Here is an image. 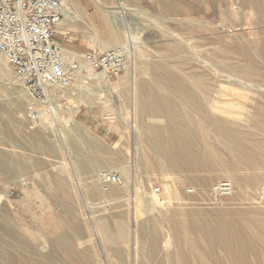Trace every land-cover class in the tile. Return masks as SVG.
Returning a JSON list of instances; mask_svg holds the SVG:
<instances>
[{
    "label": "rangeland",
    "instance_id": "rangeland-1",
    "mask_svg": "<svg viewBox=\"0 0 264 264\" xmlns=\"http://www.w3.org/2000/svg\"><path fill=\"white\" fill-rule=\"evenodd\" d=\"M72 1L78 16L98 27L100 35L95 28L63 27L66 40L86 53L101 52L100 44L108 40L105 17L127 50V65L119 76L127 80L115 98L102 100L106 104L81 103L74 118L71 110L79 101L72 94L59 97L55 114L47 119L49 127L40 130L29 122L37 104L15 83L9 63L12 79L5 80L0 72V264H10L11 256L17 257L16 264H216L202 234L186 231L178 247L177 217L188 226L193 213H216L211 227L219 224L222 212L230 218L242 211L264 217V201L259 199L264 170L255 172L263 177L256 189L232 184V175L246 178L252 172L222 168L231 159L228 142L211 127V145L221 152L213 171L155 169L147 160L154 155L145 143L150 136L145 124L167 99L184 117V99L172 91L178 88L196 105L208 107L209 120L264 139V0ZM240 68H251L258 77L246 80L236 74ZM195 77L201 78V86ZM119 85L118 79L113 88ZM150 97L161 106L156 107V101L155 106L151 103L156 109H149ZM20 101L26 104L22 112ZM139 106L147 107V113ZM256 118L259 130L251 127ZM132 122L137 133L128 130ZM160 158L155 160L165 162ZM100 171L117 174L123 186L104 194L97 178ZM195 178L211 179L200 183ZM60 182L68 188V199L62 198ZM220 182L230 183L232 194L214 199L211 189ZM155 188L163 196L154 194ZM61 236L66 244L58 242ZM217 254L227 260L222 249Z\"/></svg>",
    "mask_w": 264,
    "mask_h": 264
},
{
    "label": "bare ground",
    "instance_id": "bare-ground-1",
    "mask_svg": "<svg viewBox=\"0 0 264 264\" xmlns=\"http://www.w3.org/2000/svg\"><path fill=\"white\" fill-rule=\"evenodd\" d=\"M248 2H252V1L248 0ZM62 3L64 7V19L60 23V27H59L60 30L62 29L63 32H66V30L65 31L63 30V27H67L68 30H74L77 27L81 26L85 29L92 28L91 31H93V28H95L94 29V31L96 30L95 33L99 34L98 27L91 26V24H89L90 22L78 16L77 7L72 0H62ZM261 5H263V3ZM169 6L170 5H168V7ZM164 8L166 10V7ZM171 8L169 7L168 9ZM103 21L105 27L108 30V40L103 44H100V51L105 52L108 51L110 48H118L124 45V43H122L120 35L115 30L112 29V27L109 25L105 17H103ZM87 31L90 30L88 29ZM93 35L96 36V34ZM61 41L63 46L67 50L74 51L80 54L86 53L85 49L75 48L74 46H72L71 43H69L65 39H62ZM7 63H8V59L6 56L5 58H0V72L2 73L5 80H10L12 79V72H10V70L9 71L7 70ZM126 65L127 62L125 63V66ZM143 71L144 72L146 71V67L143 68ZM144 72L142 73L144 74ZM236 74L241 75V77L249 81L255 80L258 77L257 75L258 73L254 72L251 68L249 69L240 68L236 71ZM175 78L176 80H180V77L178 76ZM194 79L196 80V84L197 85L200 84L201 86L202 84L201 78L195 77ZM125 80H127V78L119 77L120 85L116 88H113V85L104 83L105 85L106 84L108 85L106 89H103L102 79L99 77V75H94L89 80H84L81 83L78 90L69 91V94H72L71 97H73L75 101H79L78 105L71 110V116L74 118L76 113L79 111V107L81 103L89 104V105L106 104V102L108 101L106 97L115 98L116 97L115 92L119 89V87L124 83ZM166 80H170V79L167 78ZM87 86H91V88H88ZM222 87L226 88V85ZM231 89L232 88L230 87V90ZM172 91L173 94H176L178 96V98L184 99L185 115L183 117L181 114L177 113L174 110V105L171 102V100L167 99V101L165 102V106H163L162 103L163 107H160L161 105L158 106V104L160 103L159 101L156 100L158 102L156 107H160V108L157 111H155V114L153 113L154 111L150 112L152 110L148 111L150 113H153L154 116L153 117L151 116L149 120L147 119L146 120L147 122L144 120V122L147 123L145 124L146 126L143 124L145 127H148L149 132L147 131L148 129L146 131L150 134V136L148 137L149 139L145 140V143L148 142L147 143L148 149L154 155V156L147 155V160L149 164L152 165V167L155 169H163L165 171L166 168L172 169L171 171L174 170L175 173L177 171L178 172L198 171V170H202L203 168H209L210 169L209 171L211 170L213 171L216 168V163L221 162V152L220 150L216 149L214 146L211 145L210 141L212 140V137L209 131L211 127L217 134L221 136L222 139L228 142V149L231 154V159H229L226 163H224L222 165V168L225 169L226 171L246 170L252 172V174L246 178H242L238 175H232L231 177H229V180L232 182V184H234L236 187L240 189H244L246 187H249L251 189L258 188L262 183L263 177L261 175L255 174V172L259 170H264V139L257 137L253 133H244L240 130H237L236 128L233 127L236 125H230L224 122H216L214 121V119L209 120V118H207L208 117L207 114L205 113V112H209V109L206 105L205 108L203 107V104H201L202 107L201 105L200 106L196 105L197 103H194L192 99L184 95L183 92L184 90L182 91V89L172 88ZM153 93L151 92L150 94L153 95ZM218 93L217 96L219 95ZM220 94H221V97L219 96L220 98H222V96L225 95L224 92ZM238 94L239 93L236 92V95ZM155 96L153 97L155 98ZM148 97L146 96L147 101H148ZM241 97L245 98L246 96L243 97L241 95ZM150 98L153 101L149 102L150 104L149 103L148 104L149 105H151V103L156 104L154 98L152 97ZM158 98L159 97H157L156 99ZM102 100H106V102H103ZM193 100H195V98H193ZM142 102H144V100ZM161 102L163 101L161 100ZM144 104L141 105L145 106L146 104L145 105ZM153 105L149 106V109ZM154 106L152 107V109H156V107L154 108ZM17 107L22 112L26 109V104L20 101L17 104ZM142 107L139 106V109ZM214 107L217 108L216 105L213 106V108ZM146 108L147 107H143L144 111L146 110ZM237 108L238 106L236 107V109ZM240 109H243V107L238 108L239 111ZM217 111L224 112L223 110H217ZM145 112L147 113V110ZM145 112L144 114H146ZM225 114L228 113L226 112ZM197 115L202 116L203 119H205L204 121H207L210 124V126H206L203 123H199L196 119ZM146 118L147 116L145 117V119ZM259 125L260 123L257 118L251 122V127L253 129L259 130L260 128ZM128 130L131 133H137L138 126L136 125V123L132 122L131 125L128 126ZM88 142L93 143L91 139H88ZM160 156L165 159V162L158 163L155 160V157L160 158ZM5 165H7V163ZM210 179L211 178H195L193 180H197L200 183H207L210 181ZM59 187L60 190L62 191V198L68 199L70 197V193L68 192L67 186L63 182H60ZM153 199L155 201L157 200L154 197ZM90 207L86 206V209ZM215 215L216 213H211V212L193 213V216L191 217L192 219L189 222L188 226H186V224L182 220H179V216H178L174 228L175 240L178 247L180 248L182 247L183 245L182 236L186 231H189L192 233H199L204 235V238L209 246L207 253L216 264H264V256H263L264 217L263 216L258 217L257 215L255 216L253 214H249L242 211V212L233 213L232 216L233 218H230L226 212H222L219 213V218H220L219 224L215 227H211L210 225V221L212 219L211 217ZM2 242L3 241L1 240L0 237V245L3 244ZM58 242L60 244H66V237L63 236L59 237ZM218 249H222L224 253L227 254V260L229 262H226L227 260H223L218 256L217 254ZM19 252L20 254H23L24 249L20 248ZM180 254L183 255V252H181ZM9 260H10L9 261L10 264H16L17 257L11 256Z\"/></svg>",
    "mask_w": 264,
    "mask_h": 264
},
{
    "label": "built area",
    "instance_id": "built-area-1",
    "mask_svg": "<svg viewBox=\"0 0 264 264\" xmlns=\"http://www.w3.org/2000/svg\"><path fill=\"white\" fill-rule=\"evenodd\" d=\"M63 19L62 0H0V55L7 57L17 85L37 104L29 122L40 130L49 127L47 119L55 114L59 97L67 98L69 91L78 90L94 75L113 85L127 60L123 46L84 54L67 50L61 40H66L68 33L59 29ZM97 178L104 193L123 186L121 177L108 171H100ZM153 191L163 196L160 188ZM231 194L228 182L211 189L214 199ZM259 199L264 201V186Z\"/></svg>",
    "mask_w": 264,
    "mask_h": 264
},
{
    "label": "crops",
    "instance_id": "crops-1",
    "mask_svg": "<svg viewBox=\"0 0 264 264\" xmlns=\"http://www.w3.org/2000/svg\"><path fill=\"white\" fill-rule=\"evenodd\" d=\"M86 125H89L88 122H85Z\"/></svg>",
    "mask_w": 264,
    "mask_h": 264
}]
</instances>
